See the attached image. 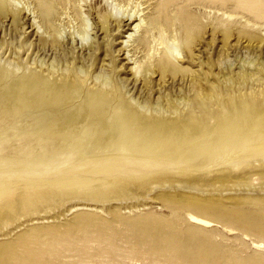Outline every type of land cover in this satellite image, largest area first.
<instances>
[{"label": "rangeland", "instance_id": "rangeland-1", "mask_svg": "<svg viewBox=\"0 0 264 264\" xmlns=\"http://www.w3.org/2000/svg\"><path fill=\"white\" fill-rule=\"evenodd\" d=\"M0 264H264V0H0Z\"/></svg>", "mask_w": 264, "mask_h": 264}, {"label": "bare ground", "instance_id": "bare-ground-1", "mask_svg": "<svg viewBox=\"0 0 264 264\" xmlns=\"http://www.w3.org/2000/svg\"><path fill=\"white\" fill-rule=\"evenodd\" d=\"M145 3V2H144ZM143 4V3H142ZM134 11V10H133ZM133 13H135V12H133ZM127 17L124 19V18H120L119 20H117L118 21V23L117 24H119V22H127L126 24H124V26H127L126 27V29H131V28H129L132 24H133V22L136 20V18L134 17V15L133 14H131V15H126ZM133 17H134V19H133ZM140 20V19H139ZM138 20V23H135L134 24V27H133V29H134V32L135 31H138V29L141 27V22ZM114 23H116V22H114ZM144 23V22H143ZM143 25V24H142ZM120 27V26H119ZM117 28V27H116ZM121 28V27H120ZM144 29V28H143ZM83 31V30H82ZM110 32V31H109ZM80 34L81 35H84V34H82L81 33V31H80ZM109 34V33H108ZM164 34V33H163ZM81 35H79V37H81ZM130 36H131V34H129ZM167 37V36H166ZM80 39V38H79ZM162 39V38H161ZM81 40H82V38H81ZM164 40H165V37H164ZM182 40V39H181ZM186 40V39H185ZM188 41H189V39H187ZM42 41V40H41ZM161 41V40H160ZM184 41V40H183ZM166 42V41H165ZM168 42V41H167ZM81 43H82V41H81ZM161 43V42H160ZM173 43V42H172ZM186 43H188L187 41H186ZM45 44H47V43H45ZM122 44V43H121ZM171 44V43H170ZM185 44V43H184ZM189 44H191L190 42L188 43V45ZM49 45H50V43H49ZM162 45H163V43H162ZM174 45V44H173ZM175 45H176V43H175ZM187 45V44H186ZM187 45V46H188ZM187 46H185V47H187ZM190 46V45H189ZM93 47V46H92ZM177 47V46H176ZM41 48V47H40ZM44 48V47H43ZM42 48V49H43ZM51 48H52V46H51ZM51 48H47V49H50L51 50ZM41 49V50H42ZM56 49V48H55ZM123 49V48H122ZM175 49V48H174ZM188 50V49H187ZM12 51V50H11ZM43 51V50H42ZM53 51V50H52ZM51 51V52H52ZM57 51V50H56ZM172 51V50H171ZM175 50H173V52H174ZM176 51H177V49H176ZM189 51H190V48H189ZM37 52V51H36ZM44 52V51H43ZM110 52V51H109ZM135 52V51H134ZM187 52V51H186ZM111 53V52H110ZM109 53V54H110ZM112 53H113V50H112ZM172 53V52H171ZM45 54V53H44ZM115 55V54H114ZM126 55H127V53H126ZM133 55V54H132ZM167 55V54H166ZM165 55V57H164V60H165V62L167 61L168 63H170L169 61H170V59H168V55L166 56ZM171 55V54H170ZM110 56H113V55H110ZM115 57V56H114ZM108 59H110V58H108ZM114 60V59H113ZM116 60H117V58H116ZM115 60V61H116ZM126 60L127 61H129V59H127L126 58ZM162 60H163V58H162ZM103 62V61H102ZM135 62V61H134ZM133 62V63H134ZM128 63V62H127ZM136 63V62H135ZM134 63V64H135ZM153 63V62H152ZM158 63V62H157ZM150 64V63H149ZM162 64V63H161ZM164 64H166V63H164ZM163 64V65H164ZM102 65H105V64H102ZM115 65V64H114ZM153 65V64H152ZM116 66V65H115ZM147 66L148 67H150L148 64H147ZM118 67V66H117ZM125 67V66H124ZM126 67H127V65H126ZM131 68H129V67H127V69L129 68V70L131 69V70H134V71H131L132 73H133V76L137 73V70H138V64L136 63L133 67L132 66H130ZM152 67V66H151ZM150 67V68H151ZM154 67H155V64H154ZM166 67V66H165ZM158 68V67H157ZM164 68V67H163ZM162 68V69H163ZM180 69V68H179ZM183 69V68H182ZM181 69V70H182ZM146 72H150V71H147L146 70ZM155 72V71H154ZM187 72V71H186ZM147 73V74H148ZM155 73H157V72H155ZM36 74V73H35ZM40 74H42V73H40ZM72 74V73H71ZM158 74V73H157ZM179 74V73H178ZM28 76H30V75H28ZM27 76V77H28ZM32 76V75H31ZM30 76V77H31ZM72 76H74L73 74H72ZM131 76H132V74H131ZM132 76V77H133ZM149 76V75H148ZM180 76V75H179ZM25 78L23 81L21 80V84H20V86L23 84L25 87H27V88H29L30 86H32L33 87V85H34V90H35V86L36 85H38V83L37 82H39V81H37L36 82V78L34 79V81H32L33 79H31L30 77L29 78ZM74 77H76L77 78V76H74ZM79 77H81V76H79ZM108 77V76H107ZM66 78V77H65ZM70 78V77H69ZM105 78V77H104ZM134 78V77H133ZM60 79V78H59ZM68 79V78H67ZM78 79V78H77ZM170 79H171V77H170ZM172 79H174V78H172ZM179 79V78H178ZM192 79H194V76H193V78ZM192 79H191V81H192ZM196 79V78H195ZM45 80V79H44ZM44 80H40V81H42L41 82V88H42V84H45V89L47 90V93L49 94V99L47 98V99H45V96L43 97V95H41V99H38L39 100V102L38 103H36V104H39V106L41 107V109L42 110H46V111H44V112H51L52 110H54V111H56L57 109L59 110L60 108L59 107H61L60 105L61 104H63L64 106V108L62 109L63 110V112H60V111H56V115H55V117L58 115V117L56 118V120L55 121H57V123L59 122V123H61V121H64V119L65 118H67V117H69L68 116V114L67 113H69V112H71L72 110H73V108L74 109H80L82 106L84 107V117H83V120L82 121H79V124H77L78 126H82L84 123H85V121L86 120H88V118H89V112H90V110H93L94 109V111H95V109L96 110H101L102 111V108L106 105V104H103L104 102V100H102V97H99L98 96V94L97 93H95V92H93V93H91V91L89 92V94H87V95H83V98L81 99L80 98V101H78V105H77V107H72V105H71V101L74 103L75 101H74V98L76 99V100H78L77 98V96H76V94L75 95H72V94H74V93H70V95L69 96H65V94H64V92H60V91H58V87L56 86V84H54L52 81L51 82H45ZM57 80V79H56ZM55 80V81H56ZM61 80V79H60ZM63 80H66V79H63ZM62 80V81H63ZM83 80V79H82ZM107 80V79H106ZM136 80V79H135ZM184 80V79H183ZM61 81V83H63ZM108 81V80H107ZM122 81H124V80H122ZM160 81V80H159ZM158 81V82H159ZM167 81V80H166ZM59 82V81H58ZM57 82V85L59 84ZM77 82V81H76ZM141 82H143V85L141 86L140 84V86H141V92L143 91V93H145L144 94V97L147 95L146 93H148V91L149 90H151L152 88L151 87H153L155 84H153V86H151L150 87V83H152L149 79L147 80H144V79H142L141 80ZM140 82V83H141ZM163 82V81H162ZM194 82V81H193ZM20 83V82H19ZM36 83V84H35ZM65 83V82H64ZM70 83H71V81H70ZM75 83V82H74ZM80 83V82H79ZM86 83V82H85ZM134 83V82H133ZM164 83H166V82H164ZM164 83H162L163 84V87H164ZM177 83V82H176ZM182 83V82H181ZM40 84V83H39ZM83 84H84V82H83ZM162 84H161V86H162ZM169 84V83H168ZM172 84V83H171ZM192 84V83H191ZM128 85V84H127ZM152 85V84H151ZM157 85L158 86H160L158 83H157ZM167 86V85H166ZM179 86H180V83H179ZM178 86V87H179ZM22 87V86H21ZM20 87V88H21ZM31 88V87H30ZM38 88V87H37ZM40 88V89H41ZM118 88V87H117ZM117 88H115L116 90H117ZM125 88H126V86H125ZM158 88V87H157ZM165 88V87H164ZM22 89V88H21ZM109 89H111V88H109ZM113 90H114V88H112ZM121 89V88H120ZM129 89V88H128ZM156 89V88H155ZM154 89V90H155ZM161 89V88H160ZM177 89V88H176ZM180 89H181V87H180ZM180 89H178V90H180ZM29 90V89H28ZM69 90V89H68ZM107 90V89H106ZM115 90V91H116ZM126 90V89H125ZM159 90V89H158ZM171 90V89H170ZM27 91V90H26ZM25 91V92H26ZM29 91H31V90H29ZM101 91V90H100ZM114 91V93L113 94H115V93H117V92H115ZM121 91V90H120ZM127 91V90H126ZM160 91V90H159ZM31 92H33V91H31ZM66 92V91H65ZM86 92V91H85ZM105 93H106V91H104ZM108 92H109V90H108ZM113 92V91H112ZM140 92V93H141ZM163 92V91H162ZM179 92V91H178ZM20 93H22V92H20ZM28 93V92H27ZM34 93V92H33ZM37 93V92H36ZM84 93V92H83ZM87 93V92H86ZM85 93V94H86ZM124 93V92H123ZM158 93V92H157ZM161 93V92H160ZM166 93V92H165ZM31 94V93H30ZM40 94V93H39ZM38 93H37V98L38 97H40V95H39ZM120 94H122V93H120ZM171 94V93H170ZM24 96H26L27 95V97H29L28 96V94H23ZM31 95H33V94H31ZM35 95V94H34ZM34 95H33V97H34ZM47 95V94H46ZM117 95V94H116ZM118 95H119V93H118ZM172 95V94H171ZM179 95V94H178ZM3 96H4V94H3ZM48 96V95H47ZM18 97V96H17ZM36 97V96H35ZM34 97V98H35ZM164 97V96H163ZM166 97H167V95H166ZM177 97V96H176ZM6 98V97H5ZM30 98V97H29ZM28 98V99H29ZM34 98H32V99H34ZM44 98V99H43ZM125 98V97H124ZM147 98V97H146ZM145 98V99H146ZM157 98H158V96H157ZM156 98V99H157ZM3 100H4V98H2ZM11 99H12V97H11ZM113 99V98H112ZM126 99V98H125ZM124 99V100H125ZM171 99H173V98H171ZM7 100H10V99H7ZM31 100V99H30ZM35 100V99H34ZM93 100V101H92ZM116 100V99H115ZM127 100V99H126ZM138 100V99H137ZM159 100V99H158ZM5 101V100H4ZM15 101V100H14ZM32 101V100H31ZM70 101V102H69ZM109 101H112V100H108V102ZM157 101V100H156ZM162 101H164L165 103L166 102H169L168 101V98H163L162 99ZM182 101V100H181ZM10 102V101H9ZM28 103H29V101H27ZM103 102V103H102ZM105 102H107V101H105ZM115 102V101H114ZM178 102H180V99H178ZM16 103V102H15ZM31 103V102H30ZM72 103V104H73ZM81 103V104H80ZM96 103H97V105H96ZM126 103H128L127 101H126ZM162 103V102H161ZM17 104V103H16ZM23 104V103H22ZM27 104V103H26ZM80 104V105H79ZM111 104V103H110ZM125 104V103H124ZM156 104H157V102H156ZM159 104H160V101H159ZM15 105V104H14ZM24 105V106H23ZM22 106H20V108L21 107H25V103L23 104ZM35 105V104H34ZM128 105V104H127ZM38 106V107H39ZM125 106H126V104H125ZM251 106V105H250ZM16 107V106H15ZM37 107V106H36ZM37 107V108H38ZM108 107V106H107ZM116 107V106H115ZM29 108V107H28ZM27 108V109H28ZM31 108H33V107H31ZM112 108V107H111ZM249 108V107H248ZM119 109V108H118ZM122 109H124V108H122ZM129 109V108H128ZM130 109H131V107H130ZM110 109L108 108V111H109ZM125 110H126V108H125ZM93 111V112H94ZM108 111H106V113L108 112ZM119 111V110H118ZM130 111H132V110H130ZM60 112V113H59ZM110 112V111H109ZM116 112V111H115ZM55 113V112H54ZM58 113V114H57ZM95 113V112H94ZM110 113H112V112H110ZM47 114V113H46ZM51 114V113H50ZM65 114H66V116H65ZM96 114V113H95ZM100 114V113H99ZM108 114V113H107ZM113 114V113H112ZM127 114V113H126ZM138 114V113H137ZM137 114H135L136 116H137ZM98 115V114H97ZM96 115V116H97ZM122 115H124V112L122 113ZM121 115V116H122ZM93 116V115H92ZM140 116V115H139ZM139 116L137 117L138 119H139ZM142 116V115H141ZM144 116V115H143ZM225 116V115H224ZM223 116V117H224ZM45 117H46V115H45ZM54 117V118H55ZM129 117V116H128ZM131 117H133L132 115H131ZM145 117V116H144ZM222 117V118H223ZM70 118V117H69ZM112 118V117H111ZM114 119H116L115 117H113ZM126 118V117H125ZM130 118V117H129ZM142 118V117H141ZM160 118V117H159ZM222 118H220V119H222ZM72 119H77V118H72ZM72 119H67V123H75L74 122V120H72ZM118 119V118H117ZM114 120V121H117L118 122V120ZM123 120H125L124 118H122ZM143 119V118H142ZM48 120H46V122H47ZM52 121V120H51ZM54 121V122H55ZM151 121V120H150ZM152 121H154V120H152ZM173 121V120H172ZM176 121H177V119H176ZM223 121V120H222ZM225 121H226V119H225ZM242 121V120H241ZM244 121V120H243ZM37 122V121H36ZM41 126H42V131L43 132H49L48 131V128L51 126V125H53V123H51L50 125H49V127L48 126H46L43 122H44V120H43V116H42V118H41ZM53 122V121H52ZM108 122V121H107ZM144 123H141L140 124V126L139 127H142L143 129L142 130H144V131H142L141 132V134L139 133V135H141V136H143V138H145L148 134H150V133H155V131H158L159 133L160 132H162V131H164L166 128H167V126H169L168 125V123H165L164 121H162V120H157V121H155V122H148V121H143ZM169 122V121H168ZM175 122V121H174ZM245 122V121H244ZM34 123V122H33ZM56 123V122H55ZM173 123V122H172ZM226 123V122H225ZM246 123V122H245ZM175 124V123H174ZM184 124L186 125V123L184 122ZM222 124V123H221ZM228 124V123H227ZM57 124H55V126H56ZM109 124H106V126H108ZM176 125H177V128H179V129H181L182 130V126H181V124H177L176 123ZM255 125H256V123H255ZM27 126V125H26ZM75 126H76V124H75ZM110 126V125H109ZM115 126H119V125H116V123H115ZM224 126V125H223ZM88 127V126H87ZM86 127V128H87ZM90 127V126H89ZM104 127V126H103ZM109 128V127H108ZM113 128H114V125H113ZM165 128V129H164ZM184 128V127H183ZM52 129V128H51ZM83 129V128H82ZM105 129V128H104ZM115 130L114 131H116V128H114ZM127 129V128H126ZM140 129V128H139ZM222 129V128H221ZM75 130V129H74ZM87 130V129H86ZM85 130V131H86ZM135 130V129H134ZM137 130V129H136ZM167 130V129H166ZM66 131V130H65ZM84 131V132H85ZM89 131V130H88ZM91 131V130H90ZM105 131L107 132V134L109 135V133H108V131H107V129H105ZM104 131V132H105ZM130 130H128V132H129ZM141 131V130H140ZM226 131V130H225ZM224 130H223V132H225ZM232 131V130H231ZM41 132V131H40ZM66 132H68V131H66ZM133 133H131V136H133L132 138H130V139H127V142L126 143H128V144H133V141H134V131H132ZM144 132V133H143ZM228 132V131H227ZM230 132V131H229ZM233 132V131H232ZM231 132V133H232ZM49 133H51L52 134V131L50 130V132ZM54 133V132H53ZM83 133V132H82ZM86 133V132H85ZM89 133V132H88ZM113 133V132H112ZM117 133H119V130H118V132ZM164 133V132H163ZM177 133V132H176ZM74 134V133H73ZM90 134V133H89ZM115 134H116V132H115ZM129 134H130V132H129ZM179 133H177L173 138H180L181 140L183 139H185L183 136H181V134H179ZM44 137H45V135L44 134H42ZM57 135V134H56ZM72 134H65L64 136H71ZM79 135V134H78ZM87 135V134H86ZM85 134H84V136H86ZM144 135H146V136H144ZM228 135V134H227ZM42 136V138H44ZM90 136V135H89ZM173 136V135H172ZM39 137V136H38ZM41 137V136H40ZM78 137V136H77ZM83 137V136H82ZM87 137H88V135H87ZM119 137V136H118ZM137 137V136H136ZM140 137V136H139ZM50 138V137H49ZM86 138V137H85ZM41 139V138H40ZM39 139V140H40ZM82 139H84V138H82ZM112 139V138H111ZM44 140V139H43ZM55 140V139H54ZM53 140V141H54ZM81 140V139H80ZM109 140V139H108ZM137 140V139H136ZM135 140V141H136ZM195 140V139H194ZM87 141H89V140H87ZM79 142V141H78ZM82 142V141H81ZM137 142V141H136ZM197 144V143H196ZM56 145V144H55ZM79 145V144H78ZM119 145H121V143L119 144ZM125 145V144H124ZM135 145V144H134ZM57 147V146H56ZM79 147H81V145H79ZM44 148V147H43ZM127 148V147H126ZM76 149H77V147H76ZM136 149V148H135ZM41 151V150H40ZM42 152H43V150H42ZM55 152V151H54ZM44 153V152H43ZM61 155V153H56V154H54V155H52V158H57V156H60ZM103 163V162H102ZM91 164V163H90ZM102 167V166H101ZM104 168V167H103ZM191 217V219H193V220H196V221H198V222H201V223H207L206 221H204V220H202V219H199V218H197V217H194V216H190Z\"/></svg>", "mask_w": 264, "mask_h": 264}]
</instances>
